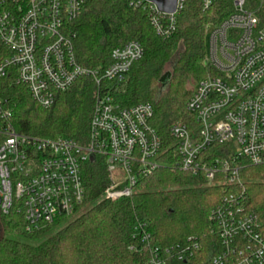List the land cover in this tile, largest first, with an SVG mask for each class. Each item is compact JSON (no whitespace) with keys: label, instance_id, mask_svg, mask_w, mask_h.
Segmentation results:
<instances>
[{"label":"built area","instance_id":"built-area-1","mask_svg":"<svg viewBox=\"0 0 264 264\" xmlns=\"http://www.w3.org/2000/svg\"><path fill=\"white\" fill-rule=\"evenodd\" d=\"M88 1L0 0V80L11 77L45 109L81 78H93L99 87L85 144L66 136L19 133L0 92V218L20 214L29 233L76 214L86 199L84 168L97 159L106 163L110 184L103 198L111 201L132 196L141 179L162 168V140L151 125L153 106L124 107L113 96L144 57V47L130 41L115 49L103 71L77 60L69 23ZM127 1L147 12L164 39L177 32L187 2L177 0L175 12L167 13L150 0ZM219 1L199 0L204 10ZM232 2L231 13L207 26L208 74L185 106L195 127L177 122L170 129L180 170L204 177L212 188L233 189L211 214L220 249L211 247L205 261L198 237L183 246H163L141 225L135 237L149 252L147 264H264L262 224L243 202L244 171L255 167L264 176V0ZM213 146H222L225 156L211 159Z\"/></svg>","mask_w":264,"mask_h":264},{"label":"trees","instance_id":"trees-1","mask_svg":"<svg viewBox=\"0 0 264 264\" xmlns=\"http://www.w3.org/2000/svg\"><path fill=\"white\" fill-rule=\"evenodd\" d=\"M232 10V0H221L207 10L199 0H187L177 32L164 39L152 27L147 12L131 7L127 0L85 3L81 14L69 23L76 34L75 53L81 66L103 71L111 64L115 49L130 41L144 47V57L133 65L113 96L124 107L140 103L153 106L151 125L162 140V168L141 179L132 196L111 201L103 198L110 184L104 159L87 164L83 171L86 199L74 216L33 233L24 230L23 218L16 212L0 218L3 234L45 239L33 245L3 235L0 264H147L149 252L135 237L141 225L163 246H183L189 237H198L205 261L212 256L208 252L211 247L220 249L217 236L212 234L215 224L211 214L233 189L225 185L212 188L204 177L180 170L176 166L179 156L170 129L177 122L194 129V117L185 106L195 85L207 76V26L220 22ZM167 73L171 77L163 84L161 79ZM98 91L93 78H81L71 90L58 93L54 106L45 109L11 77L0 80V92L7 100L13 125L19 133L44 139L66 136L82 144L89 140ZM224 150L222 146H213L208 152H215L213 159L224 157ZM261 172L255 167L244 171L243 202L258 216L264 237ZM68 219L63 228H58ZM131 246L136 249L130 250Z\"/></svg>","mask_w":264,"mask_h":264},{"label":"water","instance_id":"water-1","mask_svg":"<svg viewBox=\"0 0 264 264\" xmlns=\"http://www.w3.org/2000/svg\"><path fill=\"white\" fill-rule=\"evenodd\" d=\"M153 3H155L159 9L163 12H167V13H173L176 10V1L177 0H150ZM171 74L167 73L166 75L163 76V78L161 79V82L163 84H166L167 81L170 79ZM92 161H93V157H92Z\"/></svg>","mask_w":264,"mask_h":264},{"label":"rangeland","instance_id":"rangeland-1","mask_svg":"<svg viewBox=\"0 0 264 264\" xmlns=\"http://www.w3.org/2000/svg\"><path fill=\"white\" fill-rule=\"evenodd\" d=\"M208 74V73H207ZM70 221V219H68L66 222H63L60 227L58 228H63L65 224H67L68 222ZM5 235L7 237H12V238H19V237H16V236H13V235H10V234H3V231L1 230V227H0V238ZM21 239L22 241L24 242H27V243H30V244H33V245H36V244H39V243H42L45 239H40V240H32V239H29V238H24V237H21L19 238Z\"/></svg>","mask_w":264,"mask_h":264}]
</instances>
